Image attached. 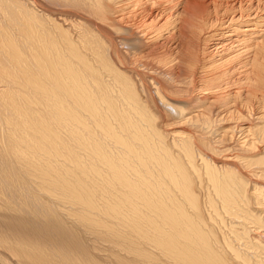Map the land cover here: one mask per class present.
<instances>
[{
	"label": "bare ground",
	"instance_id": "obj_1",
	"mask_svg": "<svg viewBox=\"0 0 264 264\" xmlns=\"http://www.w3.org/2000/svg\"><path fill=\"white\" fill-rule=\"evenodd\" d=\"M0 264H264V0H0Z\"/></svg>",
	"mask_w": 264,
	"mask_h": 264
},
{
	"label": "rangeland",
	"instance_id": "obj_2",
	"mask_svg": "<svg viewBox=\"0 0 264 264\" xmlns=\"http://www.w3.org/2000/svg\"><path fill=\"white\" fill-rule=\"evenodd\" d=\"M146 62H149V61H146Z\"/></svg>",
	"mask_w": 264,
	"mask_h": 264
}]
</instances>
